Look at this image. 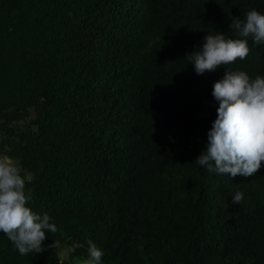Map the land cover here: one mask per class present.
<instances>
[{
	"label": "trees",
	"instance_id": "trees-1",
	"mask_svg": "<svg viewBox=\"0 0 264 264\" xmlns=\"http://www.w3.org/2000/svg\"><path fill=\"white\" fill-rule=\"evenodd\" d=\"M253 9L264 0H0V155L32 174L30 207L58 228L44 244L59 242L21 256L0 233V264H71L89 240L102 264H264V166L232 179L195 163L214 84L264 76V43L229 27ZM221 32L249 56L198 75L187 55Z\"/></svg>",
	"mask_w": 264,
	"mask_h": 264
},
{
	"label": "clouds",
	"instance_id": "clouds-1",
	"mask_svg": "<svg viewBox=\"0 0 264 264\" xmlns=\"http://www.w3.org/2000/svg\"><path fill=\"white\" fill-rule=\"evenodd\" d=\"M230 30L240 37H251L264 43V14L253 9L242 21L232 19ZM203 47L187 55L198 75L215 73L223 66L246 59L251 49L247 39L226 38L225 34H208ZM212 95L219 103L217 118L208 132L206 150L195 163L209 172L251 177L264 166V76L255 79L242 70H227L213 86ZM18 162L0 155V233H4L21 256L43 253L58 246V241L45 246L47 233H57L48 214H38L30 203L31 190ZM244 193L232 196L233 204L243 203ZM88 258L82 264H102L103 251L88 241Z\"/></svg>",
	"mask_w": 264,
	"mask_h": 264
},
{
	"label": "rangeland",
	"instance_id": "rangeland-1",
	"mask_svg": "<svg viewBox=\"0 0 264 264\" xmlns=\"http://www.w3.org/2000/svg\"><path fill=\"white\" fill-rule=\"evenodd\" d=\"M29 111H30V117H34V115H35V113H34V109H33V108H30ZM29 119H30V118H27L26 120H24V121H18L17 123H18L20 126H22V127H26V126H27V123H28V121H29ZM1 155H3V154H1ZM9 157H10L12 160L18 162V160H17L15 157H13V156H9ZM18 166L21 168V166H20L19 164H18ZM21 170H22V172L25 173L26 176L31 177L32 174H31L30 172H28V171H26V170H24V169H22V168H21ZM71 251H72V248H71V247H65V248L59 250V251H58V256H59L60 260H65V259H67L68 256H69V253H70ZM84 259H85V258L74 257V258H72V260H71V264H82V261H83Z\"/></svg>",
	"mask_w": 264,
	"mask_h": 264
}]
</instances>
